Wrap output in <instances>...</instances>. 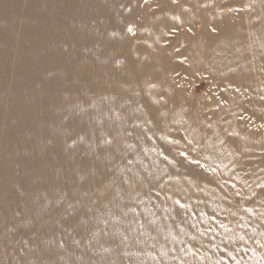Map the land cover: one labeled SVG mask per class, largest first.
<instances>
[{"label": "bare ground", "instance_id": "obj_1", "mask_svg": "<svg viewBox=\"0 0 264 264\" xmlns=\"http://www.w3.org/2000/svg\"><path fill=\"white\" fill-rule=\"evenodd\" d=\"M0 264H264V0H0Z\"/></svg>", "mask_w": 264, "mask_h": 264}, {"label": "rangeland", "instance_id": "obj_2", "mask_svg": "<svg viewBox=\"0 0 264 264\" xmlns=\"http://www.w3.org/2000/svg\"><path fill=\"white\" fill-rule=\"evenodd\" d=\"M144 8H146V5L144 6ZM171 36V35H170ZM197 91L198 92H201V89L200 88H197ZM227 188H229L230 190L232 189V186L231 184H228L227 185ZM232 195L235 197V199L238 201V200H241L242 197H243V192L242 190H236L235 192L232 191Z\"/></svg>", "mask_w": 264, "mask_h": 264}]
</instances>
